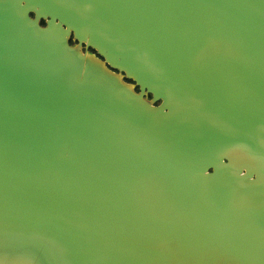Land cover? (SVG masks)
<instances>
[{"label": "water", "instance_id": "water-1", "mask_svg": "<svg viewBox=\"0 0 264 264\" xmlns=\"http://www.w3.org/2000/svg\"><path fill=\"white\" fill-rule=\"evenodd\" d=\"M0 264H264V0H0Z\"/></svg>", "mask_w": 264, "mask_h": 264}]
</instances>
